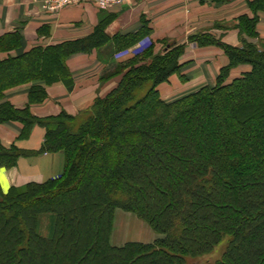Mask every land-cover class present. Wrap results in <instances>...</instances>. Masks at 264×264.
<instances>
[{
  "label": "trees",
  "instance_id": "trees-1",
  "mask_svg": "<svg viewBox=\"0 0 264 264\" xmlns=\"http://www.w3.org/2000/svg\"><path fill=\"white\" fill-rule=\"evenodd\" d=\"M240 18L245 36L256 38L258 11ZM105 28L86 39L22 46L19 32L0 37V124L18 121L29 134L46 129L42 152H63V174L43 184L1 193L0 264H189L227 241L214 264H264V50L242 39L231 46L209 34L189 38L216 45L229 58L215 86L166 102L158 86L181 69L185 44L153 45L103 80L121 76L116 89L98 98L84 116L39 119L28 108L1 103L11 88L41 80L72 88L68 59L109 41ZM147 32L117 37L121 48ZM5 55V57H3ZM251 71L225 80L233 68ZM47 93L30 90L29 102ZM23 153L0 143V167H14ZM117 209L136 214L162 236L151 244L110 243ZM47 221V224L44 222ZM45 227V228H44ZM194 264V263H193Z\"/></svg>",
  "mask_w": 264,
  "mask_h": 264
},
{
  "label": "crops",
  "instance_id": "crops-1",
  "mask_svg": "<svg viewBox=\"0 0 264 264\" xmlns=\"http://www.w3.org/2000/svg\"><path fill=\"white\" fill-rule=\"evenodd\" d=\"M44 1L0 0V37L15 32L22 36V46L13 51L12 56L39 46L86 39L101 26L105 28L109 43L68 59L71 89L64 82L48 85L37 80L5 92L1 103H10L19 110L28 108L39 119L56 117L63 112L77 116L90 109L96 99L105 96L106 88L109 91L115 84L113 79L103 80L102 77L110 69L112 58L119 49L116 38L141 32H147L144 38L154 43L165 40L169 44L186 45L185 54L180 58V71L158 86L161 99L172 102L201 88L215 86L221 70L229 65V59L219 46L202 47L196 42L189 43V38L209 34L228 45L240 47L243 38L236 26L237 19L255 15L250 7L254 0H136L106 9L87 3L70 5L54 14L43 9ZM257 16L259 39L256 41L264 50V11H258ZM246 40L253 41L250 38ZM251 69L250 65L233 68L229 82ZM34 86L45 89L47 96L43 102H29L30 90ZM23 129L24 125L18 121L0 124L1 145L23 153L14 167H0V196L12 188L57 179L64 172L63 152H42L46 129L36 124L26 136ZM156 238L153 229L135 214L120 210L115 212L110 237L112 246L151 244Z\"/></svg>",
  "mask_w": 264,
  "mask_h": 264
},
{
  "label": "rangeland",
  "instance_id": "rangeland-1",
  "mask_svg": "<svg viewBox=\"0 0 264 264\" xmlns=\"http://www.w3.org/2000/svg\"><path fill=\"white\" fill-rule=\"evenodd\" d=\"M133 1H136V0H133ZM133 1H131V2H133ZM100 9V8H99ZM252 10V9H251ZM257 15V14H256ZM242 17V16H241ZM241 17H239L238 19H237V23H236V26H237V29L240 31V29H239V27H238V25H239V23H240V18ZM258 17V16H257ZM258 21H259V19H258ZM258 24V23H257ZM240 35H241V38H245V39H248V38H250V37H248V36H245L244 34H242L241 33V31H240ZM192 37V36H191ZM190 37V38H191ZM250 39H252L253 41H252V43L253 44H255V45H257V41L256 40H258L259 39V36H257L256 38H250ZM254 41H256L255 43H254ZM107 43H109V41L108 42H106L103 46H105ZM116 43H117V41H116ZM141 44V47H139V48H137V45L138 44ZM169 43V41H165V40H163V41H158L157 43H154V42H151V41H148V40H146V38H142L141 40H139V41H134L130 46H128V47H126V48H121V46H122V44L120 45L119 44V49H118V51H117V53L115 54V56L112 58V64H110V71H113V68L115 69V67H118V66H124V65H126V64H128V62L130 61V60H132V59H134L135 57H137V60H140V59H142L143 58V54L145 53V51L149 48V46L151 45H153V52H154V54L155 55H157V54H159V55H161L163 52H164V50L166 49V45ZM189 43H191L190 41H189ZM176 44V43H175ZM174 43L172 44V45H175ZM241 44H242V41H241ZM177 45H180V44H177ZM136 46V47H135ZM207 46H209V45H207ZM207 46H202V47H207ZM258 46V45H257ZM240 47H243V44L240 46ZM185 49H186V46H185ZM222 49V48H221ZM223 50V49H222ZM224 51V50H223ZM12 53V52H11ZM10 53V54H11ZM184 54H185V51H184ZM183 54V55H184ZM226 55V54H225ZM227 56V55H226ZM3 57H5V55L3 56ZM227 58H228V56H227ZM229 59V58H228ZM108 60H110V58H109V56H108ZM230 62V61H229ZM240 66V65H239ZM239 66H236L235 68H237V67H239ZM221 73V72H220ZM229 77H230V73H229V76L226 78V84H228L229 83ZM121 76H116V77H113V78H111L110 80H114L115 81V84H114V86H113V88L111 89V90H109V91H107V88H106V90H105V92H104V94H105V96H102V97H99V98H104V97H106V96H108L114 89H116L117 87H118V85H119V83H120V81H121ZM112 80V81H113ZM163 84V83H162ZM25 85V84H24ZM161 85V84H160ZM20 86H22V85H20ZM18 87V86H17ZM15 88V87H14ZM12 89V88H11ZM10 90V89H9ZM8 91V90H7ZM6 91V92H7ZM161 97V96H160ZM179 99H181V98H179ZM179 99H176V100H179ZM176 100H174V101H176ZM92 107V106H91ZM91 109V108H90ZM89 110V109H88ZM87 111V110H86ZM86 111H84V112H82V113H80V114H78L77 116H84L83 114L86 112ZM0 201H1V196H0ZM118 210H120V211H123V210H121V209H117L116 211H118ZM134 214V213H133ZM136 215V214H135ZM137 216V215H136ZM138 217V216H137ZM139 218V217H138ZM140 219V218H139ZM141 221H143L142 219H140ZM143 222H145V221H143ZM45 224H47V221H45L44 222ZM146 223V222H145ZM147 224V223H146ZM45 228V227H44ZM157 234V233H156ZM160 238H162V236L161 235H159V234H157V238H156V240H158V239H160ZM155 240V241H156ZM154 241V242H155ZM153 242V243H154ZM226 246H227V241H225L224 243H222L221 245H219L209 256H205V257H203V258H201V259H199V260H195V259H193V258H188L187 259V262L189 263V264H214V262L216 261V260H218V259H220L221 258V256H222V254H223V252L225 251V249H226Z\"/></svg>",
  "mask_w": 264,
  "mask_h": 264
},
{
  "label": "built area",
  "instance_id": "built-area-1",
  "mask_svg": "<svg viewBox=\"0 0 264 264\" xmlns=\"http://www.w3.org/2000/svg\"><path fill=\"white\" fill-rule=\"evenodd\" d=\"M133 0H45L43 9L48 13H58L63 8L70 5H82L92 3L100 9H106L110 6H120Z\"/></svg>",
  "mask_w": 264,
  "mask_h": 264
}]
</instances>
